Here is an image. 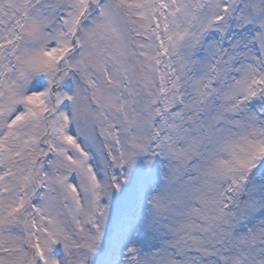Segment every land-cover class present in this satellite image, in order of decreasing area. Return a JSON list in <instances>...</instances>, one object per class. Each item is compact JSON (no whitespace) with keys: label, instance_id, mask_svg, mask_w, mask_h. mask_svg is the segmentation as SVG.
Returning a JSON list of instances; mask_svg holds the SVG:
<instances>
[{"label":"snow or ice","instance_id":"obj_1","mask_svg":"<svg viewBox=\"0 0 264 264\" xmlns=\"http://www.w3.org/2000/svg\"><path fill=\"white\" fill-rule=\"evenodd\" d=\"M0 264H264V0H0Z\"/></svg>","mask_w":264,"mask_h":264}]
</instances>
